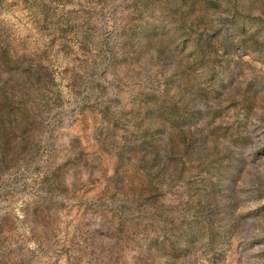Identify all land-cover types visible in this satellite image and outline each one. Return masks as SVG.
I'll list each match as a JSON object with an SVG mask.
<instances>
[{
    "label": "rangeland",
    "instance_id": "374dc122",
    "mask_svg": "<svg viewBox=\"0 0 264 264\" xmlns=\"http://www.w3.org/2000/svg\"><path fill=\"white\" fill-rule=\"evenodd\" d=\"M0 264H264V0H0Z\"/></svg>",
    "mask_w": 264,
    "mask_h": 264
}]
</instances>
